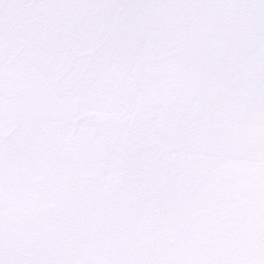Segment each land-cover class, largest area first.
I'll return each mask as SVG.
<instances>
[{
    "label": "snow or ice",
    "instance_id": "6c2138e0",
    "mask_svg": "<svg viewBox=\"0 0 264 264\" xmlns=\"http://www.w3.org/2000/svg\"><path fill=\"white\" fill-rule=\"evenodd\" d=\"M0 264H264V0H0Z\"/></svg>",
    "mask_w": 264,
    "mask_h": 264
}]
</instances>
